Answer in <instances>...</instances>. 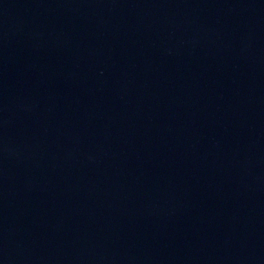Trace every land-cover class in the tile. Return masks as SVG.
I'll return each mask as SVG.
<instances>
[{
  "label": "water",
  "instance_id": "obj_1",
  "mask_svg": "<svg viewBox=\"0 0 264 264\" xmlns=\"http://www.w3.org/2000/svg\"><path fill=\"white\" fill-rule=\"evenodd\" d=\"M0 264H264V0H0Z\"/></svg>",
  "mask_w": 264,
  "mask_h": 264
}]
</instances>
